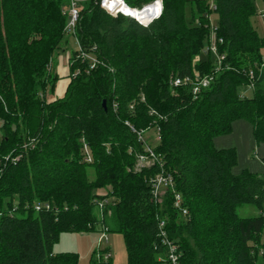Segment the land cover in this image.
<instances>
[{"label": "trees", "instance_id": "16d2710c", "mask_svg": "<svg viewBox=\"0 0 264 264\" xmlns=\"http://www.w3.org/2000/svg\"><path fill=\"white\" fill-rule=\"evenodd\" d=\"M153 1L125 0L133 11ZM212 1L216 11L209 0H163L162 15L143 26L113 17L101 0H77L76 36L100 65L91 70L70 52L66 93L49 101L59 77L47 67L68 42L70 0H0V264H80L54 246L62 233L99 226L123 236L128 264H166L162 221L180 264L264 262V176L234 174L236 149L214 144L237 121L251 123L264 144V37L251 22L264 0ZM212 30L224 56L217 73L211 52L194 66ZM196 72L215 74L197 96L190 85L171 87ZM250 85L252 96H243ZM126 122L138 132L160 128L161 163L133 170L145 148ZM160 173L172 176L187 215L171 191L154 200ZM248 205L259 214L239 217ZM89 264L112 261L94 252Z\"/></svg>", "mask_w": 264, "mask_h": 264}, {"label": "rangeland", "instance_id": "374dc122", "mask_svg": "<svg viewBox=\"0 0 264 264\" xmlns=\"http://www.w3.org/2000/svg\"><path fill=\"white\" fill-rule=\"evenodd\" d=\"M158 1L162 2L163 4V0H155L150 4L144 5V7L153 5L155 2ZM256 5L258 10L257 16H254L251 19V22L254 30L258 32L259 36L264 37V18L260 15V12L264 13V5H262L261 3H257ZM70 7H71V0L68 8ZM69 20L70 18L68 16V23L65 29L68 42L65 43V45L63 44L62 49L56 52V54L54 55L53 59L50 61L47 67L49 73L52 72L53 76L56 75L59 77V80L57 81V87L54 90V92L53 93L49 92L47 94L49 101L63 98V96L66 93L68 84L70 83V78H69L70 73L68 71L69 57H70V52L72 53V51L77 50V43L75 38L73 36L68 35L67 33V27L70 23ZM215 21H216V17L213 15L212 27ZM213 35L214 34L212 30L211 32L212 41H214ZM202 58H203L202 52H199V54L196 55L195 57L194 66H196V64L199 63V61H201ZM63 79L66 80V82L61 83L60 88L63 89L61 93H58L57 89L59 87V82L62 81ZM244 91L247 92L246 94L249 97L252 96L253 92L251 90H248L247 88H243L242 93H244ZM113 109L114 111H116L115 103ZM125 125L127 126V122L125 123ZM156 133H157L156 129L152 128L150 130H147L144 134L146 143L151 148H154L157 145ZM221 137H222L221 139H223L222 141L225 144H227L226 146H228V147H223L222 149L234 148L235 144H238L239 146L234 148L236 149L238 154V165L233 170L234 174H240L244 170H249L250 172L254 173L252 168L255 165L261 169L260 171H258V173H254V174H259L261 176H264V166L261 165V163H263L264 161V144L257 145L254 137V129L251 123L247 121H238V123L233 125L232 133ZM240 138L242 140L244 139L243 140L244 142H242V144H239ZM0 139H1V131H0ZM218 146L219 145L216 146V149L221 150V148H219ZM97 194L99 196H102L105 194V190H98ZM161 202L162 200H160V203ZM237 213L241 218L255 217L259 214L258 210L251 205L239 207ZM107 236L109 240L108 244H106L103 241L102 244L100 245V249L109 250L112 264H128V255H127V250L123 236L117 233H107ZM101 239H102L101 226L97 227L96 231L90 232L88 234H78V233H70V232L62 233L60 235L59 241L54 246V253L77 254L80 257V264H89L93 253L96 250H98L99 242ZM261 264H264V262H261Z\"/></svg>", "mask_w": 264, "mask_h": 264}, {"label": "built area", "instance_id": "2783aa9c", "mask_svg": "<svg viewBox=\"0 0 264 264\" xmlns=\"http://www.w3.org/2000/svg\"><path fill=\"white\" fill-rule=\"evenodd\" d=\"M112 1L113 0H101L100 2V6L103 10H105L107 13H109L110 15H112L113 17H118V15H125L130 17L128 14H126L125 11H123L121 8L120 9H115L112 7ZM210 1V8L212 11H216V6L214 5L212 0ZM159 2V1H158ZM158 2H155L154 4H157ZM120 3V7H122V5L125 8H129L124 0H119ZM161 3V9L160 11L155 14L153 16V19L148 23V24H143V26H148L152 21L158 19L163 12V4ZM153 4V5H154ZM147 6V8L151 7ZM67 15L69 16L70 20H69V25L67 27V33L70 36H73L76 40L77 43V49L79 51V55L80 57L84 58L86 61H88L89 65H90V69H96L98 67V65H100V61H98V59H96L94 56H90L85 54L82 51V48L80 46L79 40L76 36V26L79 20V12H78V8H77V0H71V7L68 8L67 10ZM260 15L264 18V13L260 12ZM132 19H134L133 17H130ZM136 20V19H134ZM137 21V20H136ZM138 22V21H137ZM139 23V22H138ZM141 24V23H139ZM142 25V24H141ZM213 36H214V41H212L210 39V44L202 51L203 54H207L208 52H211L213 54V56L215 57V64H216V68H215V73L219 72L223 61H224V56L220 55L218 53V47H217V41H216V37H215V30H213ZM214 75L215 74H211V75H200V73L196 72L192 77H185V78H180V77H174L171 80V87L174 88H179L182 87L184 85H190L193 91V95L197 96L202 89H207L210 87L211 83L214 81ZM250 76L251 78H253V72H250ZM254 87L253 85H250L248 90L253 91ZM247 92L244 91V93H242L243 96H246ZM142 102H145V99L142 98L141 100ZM151 115H157V113H155L154 111L151 112ZM161 119H164L162 117H160ZM127 126L130 128V130L137 135L138 137V141L140 143H142L144 145V152L143 153H139L136 155V165L134 168V171L136 173H141L142 171L148 169V168H153L155 167L158 163H161V160L159 159V157L156 155V153L154 152V148H151L147 145L146 140L144 138V134L147 131H143V132H138L132 125H130L127 122ZM154 129H156V141L157 144L160 143L161 141V134H160V128L157 127H152ZM150 128V129H152ZM149 129V130H150ZM85 152L87 153V161L91 162V156L89 154V150L87 147H85ZM151 185L153 188V196H154V200L156 202H160L161 197L163 198L164 194L166 191H171L174 196V206L175 209H177L178 211H181L183 215H187V211L181 208L182 205V198L180 196V194L176 193V190L174 188V182H173V178L170 175H166L163 173L158 174L154 179H152L151 181ZM107 203L106 201H103L100 203V208L103 207V205ZM44 209L49 210L50 206L49 205H45L43 206ZM37 211H41L42 207L41 206H37L36 207ZM165 227V223L162 221L160 223V230H161V237L163 239V243L164 245H166L167 249H168V253H167V263L166 264H180V258L181 255L179 253L178 247L175 246L169 239H168V234L167 232L164 230ZM102 239L99 242V247L98 250L95 251V258L99 261V260H103L104 262H108L111 260L110 257V253L109 250H101L100 249V245L102 244V242L104 241L106 244H108L109 240H108V236H107V231L102 229ZM165 262V260H164Z\"/></svg>", "mask_w": 264, "mask_h": 264}, {"label": "bare ground", "instance_id": "6f19581e", "mask_svg": "<svg viewBox=\"0 0 264 264\" xmlns=\"http://www.w3.org/2000/svg\"><path fill=\"white\" fill-rule=\"evenodd\" d=\"M119 0H113L112 1V7L115 9H122L123 11L126 12L130 17H133L136 19L139 23L143 24H148L152 19L155 14H157L160 9H161V3L158 2L157 4L152 5L151 7L147 8L144 7L140 11H133L130 8H125L123 5L120 7ZM143 21V22H142Z\"/></svg>", "mask_w": 264, "mask_h": 264}, {"label": "crops", "instance_id": "0c3cea01", "mask_svg": "<svg viewBox=\"0 0 264 264\" xmlns=\"http://www.w3.org/2000/svg\"><path fill=\"white\" fill-rule=\"evenodd\" d=\"M68 71H69V67H68ZM68 71H67V74H68ZM64 77H66V76H64ZM65 82H66V80H64V79H63L62 81L59 82V87H58V89H57V92H58V93H61V91H62V89H63V88H60V87H61V83H65ZM62 93H63V92H62ZM236 123H238V121H237ZM236 123H235V124H236ZM235 124H234V125H235ZM221 138H222V137H218V138L215 139V141H214L215 147H216L217 145H219L218 147L221 148V149H222L223 147H228V146H226L227 144H225V143L222 141L223 139H221ZM243 140H244V139H243ZM243 140L240 138V139H239V144H242V142H244ZM235 147H239L238 144H235L234 148H235ZM229 149H230V148H229ZM261 165L264 166V161H263V163H261ZM252 169H253V172H254V173H258V171H260L261 168H259L258 166H255V165H254V167H253ZM250 170H251V167H250Z\"/></svg>", "mask_w": 264, "mask_h": 264}, {"label": "water", "instance_id": "95a60500", "mask_svg": "<svg viewBox=\"0 0 264 264\" xmlns=\"http://www.w3.org/2000/svg\"><path fill=\"white\" fill-rule=\"evenodd\" d=\"M103 105H104V107H106V102H104V104H103Z\"/></svg>", "mask_w": 264, "mask_h": 264}]
</instances>
